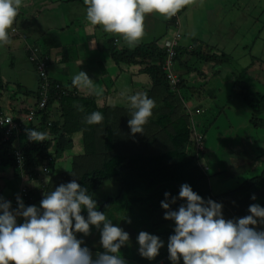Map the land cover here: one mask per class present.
<instances>
[{
  "label": "trees",
  "instance_id": "obj_1",
  "mask_svg": "<svg viewBox=\"0 0 264 264\" xmlns=\"http://www.w3.org/2000/svg\"><path fill=\"white\" fill-rule=\"evenodd\" d=\"M182 9L165 19L166 33L161 36L164 39L171 34L178 35L172 71L179 74L180 82L174 89L169 86L162 69L166 50L158 45L157 40L145 46L137 45L133 49H107L109 60L120 72L122 66L129 68L141 63L143 69L139 72L149 78V88L145 92L154 100L155 108L142 134L130 132V107H112L107 104L105 96L81 97L73 86L69 90L68 85L64 86V83L50 75L47 58L45 80L50 87L45 93L47 100L43 109H39L42 89L35 65L30 64L38 82L33 91L23 90L19 85L14 89L1 76L0 70V102H8V110L0 107V117H11L13 123L18 124L22 130L18 139L12 137L7 142L0 141V182L6 183L4 190L15 184L14 188H10L13 189V195L8 200L13 209L17 207L15 196L23 185L27 190L23 204L25 207L36 206L40 205L44 194L47 195L59 185L75 179L93 195L97 210L104 211L114 225L129 234L128 243L120 249L125 262L171 264L167 241L173 234L174 224L163 219L165 212L160 204L164 200V193H169L171 199L178 196L181 185L188 184L202 199L220 203L226 220L248 215V208L252 204L264 207V150L261 153L259 149L257 152L251 151L249 163L231 168L229 159L225 162L228 156L222 154L218 172L214 171L211 175L210 165L202 164L201 158L196 154L185 102L196 92L201 93L186 78L195 73L202 76L203 72H200L195 63L199 66L217 64L224 54L219 57L211 53L209 48L206 53L192 52L191 48L188 50L181 46L183 43L179 44L182 40L179 19ZM182 58L189 65L184 67L181 74L180 66L184 65ZM190 58L196 59L195 63H191ZM250 83L251 81L234 77L231 97L236 98L238 104L251 113V128L256 131L264 130V94L254 89ZM28 100H32L34 104L28 105ZM94 111L100 112L104 119L99 124L89 125L86 122L87 116ZM31 113L32 119L28 120ZM212 122L213 119L203 121L204 135L208 133ZM28 129L46 133V139L43 142L29 141ZM246 133V129L242 131L243 136H247ZM0 139L3 140L1 127ZM18 149L22 155L21 165L15 159V151ZM72 150L77 153L71 158L69 167H60L61 161ZM242 154L243 157L246 156V153ZM43 166H46L49 173L45 182L39 176V170ZM23 177L29 182L23 184ZM228 181L233 186L220 189ZM106 186L111 187V190L101 193ZM99 193L101 194L98 195ZM253 196L256 197L255 200L252 199ZM182 203L183 201L177 200L171 206L172 210H176ZM82 215L86 216V213L82 212ZM257 230H264V225H259ZM141 231L156 235L164 241V247L151 261H145L138 255L137 236ZM93 234L100 239L99 230L95 228L87 236L77 234V238H85L82 246L99 247L98 238L90 241ZM98 251L103 252V249Z\"/></svg>",
  "mask_w": 264,
  "mask_h": 264
},
{
  "label": "clouds",
  "instance_id": "obj_2",
  "mask_svg": "<svg viewBox=\"0 0 264 264\" xmlns=\"http://www.w3.org/2000/svg\"><path fill=\"white\" fill-rule=\"evenodd\" d=\"M188 3L189 0H84L85 18L90 25L99 26L103 32L117 36L134 48L145 35L146 15L156 14L167 19ZM21 5L22 0H0V47L11 43L9 30ZM11 33H16L15 29ZM171 37L172 34L164 38L163 43ZM37 47H30V52L37 50L40 57L47 58ZM91 82L81 71L73 78L74 84L90 85ZM121 96L132 109L128 120L130 132L142 134L153 114L154 100L146 92L128 94L125 90ZM186 109L190 125L191 113L201 111L196 118L203 114L202 110L189 111L187 106ZM103 119L100 112L94 111L86 122L99 124ZM202 132L203 152L196 154L205 164L206 134ZM46 135L35 129L27 130L28 140L32 142H43ZM169 196L164 193L160 207L165 212L163 219L174 224L173 234L167 241L171 264H181V261L182 264H264V230H257L259 225H264V207L252 204L248 215L226 220L220 203L202 199L188 184L181 185L178 196L171 199ZM177 200L183 203L172 210ZM16 203L13 209L10 201L0 197V264H126L120 249L128 243L129 234L114 225L104 211L97 210L93 195L75 179L44 194L39 207H25L19 197ZM18 219L23 222L18 224ZM92 228L99 230L103 249L95 259L89 248L82 246L84 241L77 238V234L89 235ZM137 244L139 255L149 261L164 247L163 240L144 231L138 234Z\"/></svg>",
  "mask_w": 264,
  "mask_h": 264
},
{
  "label": "crops",
  "instance_id": "obj_3",
  "mask_svg": "<svg viewBox=\"0 0 264 264\" xmlns=\"http://www.w3.org/2000/svg\"><path fill=\"white\" fill-rule=\"evenodd\" d=\"M61 6L62 8H60ZM58 8H60L61 10V14H60L61 19L63 20L65 19L66 22H59L57 25L44 26L42 22L46 19L47 14L51 15L54 9H58ZM220 9L223 10L222 8H217L215 11ZM215 11L213 12V16L218 17L217 15H215ZM85 15H86V6L84 4V0H22V5L18 10V15L15 18V22L13 24V27L17 29V31L15 30L16 31L15 34L17 33L19 34H17L16 36L13 34L11 36L12 29L9 30V37L11 43L3 47H0L4 49L3 51L0 52V58H3V60H7L11 68H14L13 65L14 60L19 62L20 64H18L17 66L21 67L23 64L21 63L22 58L18 57L20 51H23L25 52V54L28 55L30 53V47L31 48L37 47L43 43V45H45L44 52L48 56L46 57L49 60L48 71L52 77L59 80L61 83H64V86L68 85V87H70L69 90H72L74 87L78 92V95H80L81 97L105 96L108 99L110 98L109 96L112 95L110 99H113L116 93H118L116 88L113 94L112 93L109 94L108 91L98 92V87L103 86L101 80L104 77L103 75H106L107 77L110 74L109 69L111 68L110 67L106 68V63L107 62L109 63V57H108L109 55H107L108 54L107 49H110L111 47L116 48V46H118L117 44H120V40L119 38L108 37L107 35H105V32H103L99 26L90 25L86 21ZM156 16L158 15L156 14L146 15L144 20L145 35H148L149 33L152 34L153 41L160 40L161 36L166 33L164 29L165 18H162V21H158ZM81 17H83L82 23H81ZM19 18H22V20H19ZM240 18H242V16ZM243 19L245 22L248 21V19H246L245 17ZM253 20L255 21L256 18L251 19L252 23ZM36 24L43 26L42 27L37 26ZM216 26L219 27V25ZM222 27L227 28V26L225 25L224 26L222 25ZM251 27H253V25H251ZM52 32L55 35H51ZM213 34L219 35L218 31H213ZM31 39L39 40V41L38 42L30 41ZM40 40L42 41V43L40 42ZM115 41H117V43H115ZM32 42H34L35 44H33ZM181 46H183L184 48H188V50H190L192 43L183 44V45L181 44ZM201 46L202 44L199 47ZM74 50H76L78 56L72 55L70 53V51L74 53ZM205 50L202 51L201 49L202 52L206 53L207 48H205ZM100 54H102L103 56L102 58L103 61L107 57L106 63H104L106 71L105 69H103L101 63L99 62ZM185 60H186L185 58H182L181 60L184 63V65L180 66V73L183 72L185 66L189 65V62ZM138 66H141L142 68L138 69ZM249 67L250 66H245L241 70H246ZM95 68L99 72L101 71L100 72L101 76L99 73H96ZM113 68L115 69L113 73L115 74L116 77V82L114 81L113 87H115V83L117 84V86L123 82L127 84L129 83L130 85L132 84V80L135 81L142 80L141 88L138 92H145L146 89L149 88L148 76L146 74L139 72L142 71L143 69L141 63L133 65L129 68L122 66L121 68L122 72L119 71L118 67H113ZM201 68L204 67L200 66V71ZM79 71L84 72L88 76V78L92 81L90 85L73 83V78L79 73ZM21 76H24L25 80L23 82L12 83L11 85L14 86V89L16 85L17 86L19 85L23 90H30V91H33L34 89L37 88L38 86L37 77L32 67L26 69L24 71V75ZM125 76L129 78L128 82H126V79L124 80L121 79V77H125ZM189 76H192V74L188 75V77ZM199 78L200 79L196 80L197 84H191V86H194L197 89L196 91H199L201 95L196 92L193 95V97L187 99L186 106L188 110L189 111H194L197 109L202 110L203 117L204 115H208L210 119H213V122L211 124L212 126L208 130L207 135H209L210 132L213 130V128H215L216 125H218V122L224 123L223 130L219 136L220 138L219 142L216 141L215 137H213L211 141H208L209 143H207V139L205 141L206 143L205 144L206 153L204 154L205 163H207L206 158H208V161L210 163L213 158L215 161V165L209 166L210 171L218 172L219 162H217L216 157L220 156L219 150L222 148L235 155V156H228L227 154H224L228 156L225 162H228L229 159L230 168L235 167L232 164L234 163V161L238 162L239 160H241L243 163H239V165H244L245 163L246 164L249 163L250 161L249 155L251 151L257 152V149H259L261 153V150H264V141L258 139V136L253 137L250 132H249L250 136L240 135V133L243 130H245L246 128L249 130V127H251L249 120L251 118L250 113H248L247 109L241 107V105L238 104L237 100L233 101L231 97L232 96L231 91L230 94L227 95V99L225 102H222L221 100L214 101L215 98L211 97L210 98L211 101L206 110L205 109L203 110L201 106H199L197 103L188 105L187 102H189L190 99H194L195 101L196 100L200 101L205 99L206 95H208L209 93L211 95H214L216 94L213 93L214 91H219L220 88L219 86L221 85L218 86L217 83L213 81V79H216V76L210 78L206 76L204 73H202V76H199ZM257 78H258V83L261 85L262 83L260 82V78L259 77ZM28 81H30L31 83H28L27 85ZM250 81L252 84L251 86L253 87L255 83L252 76L250 77ZM207 87L208 89H206ZM108 89L109 87L106 90ZM3 100L5 101L6 99ZM231 102L232 104H236L235 111H236V115L238 116L236 119H234V117L232 116L230 107L227 106ZM0 103H1L0 107H3V110L4 109L8 110V102H0ZM27 104L32 105L34 103L32 100H28ZM203 117L201 119L200 117L195 118L199 122V125L203 123L204 121ZM211 136H213V134ZM237 136H239L240 139H238ZM241 152H245L246 156L242 157L241 155L244 154H240ZM5 186H6L5 182L4 183L0 182V189H2V193H0V197H3L5 200L8 201L9 198L13 195V191H12L13 189L11 190L10 188L7 187V189L4 190ZM22 222H23L22 220L18 219V224ZM99 249L100 247H98V245L89 248V250L92 253V256H96V254L99 253L98 251ZM126 264H133V263L126 262ZM158 264H163V263L159 262Z\"/></svg>",
  "mask_w": 264,
  "mask_h": 264
},
{
  "label": "rangeland",
  "instance_id": "obj_4",
  "mask_svg": "<svg viewBox=\"0 0 264 264\" xmlns=\"http://www.w3.org/2000/svg\"><path fill=\"white\" fill-rule=\"evenodd\" d=\"M60 8H62V6ZM60 8L54 9L51 15L47 14V17L42 22V24L46 26V25H57L59 22H66L65 19L64 20L61 19ZM217 8H222L223 10L215 11ZM214 11H215V15H217L218 17L213 16ZM82 15H83V12H82ZM241 16L242 18H240ZM244 17L248 19V21L245 22L243 19ZM156 18L158 21H162L163 17L156 16ZM255 18L256 20L255 21L253 20V23H252L251 19H255ZM179 19H180V34L182 35L181 36L182 40L179 42V44L181 43L190 44L192 42L193 43L192 44L193 46L191 47L192 52L193 51L202 52L205 50V48H209L211 53L219 57L222 54H224V57H222L220 59V62H218L217 64L215 63L208 64L209 67H207L205 64L200 65L204 67V68H201L200 72H203L206 76L210 78L216 76V79H213V81L216 82L218 86L221 85L219 86L220 87L219 91H214L213 93H216L214 95H211L209 93L208 95H206V98L203 99L204 101L203 100L195 101L194 99H190L189 102H187L188 105L197 103L199 106H201L203 110L204 109L206 110L211 101L210 99L211 97L215 98L214 101L221 100L222 102H225L227 99V95L230 94V91L232 90V87H233L232 81L234 77H239L240 79L249 82L250 77L252 76V78L254 79V83H255L254 85L255 87L253 86L254 89H257L259 92L264 94V0H189V3L183 7L180 13ZM19 20H22V18H19ZM82 21H83V17H81V23ZM216 25H219V27ZM222 25L227 26V28L222 27ZM251 25H253V27H251ZM37 26L42 27L43 25H37ZM14 29L17 31V29L12 26V30ZM213 31H218L219 35L217 34L214 35ZM13 34L16 36L19 33L17 34L12 33L11 36ZM169 34L170 33H168V36ZM51 35H55V34H53L52 32ZM105 35H107L108 37H112V38H118L117 36L113 34H109V33H105ZM191 38H192V41H191ZM30 41L38 42L39 40L31 39ZM34 42L32 43L35 44ZM40 42L42 43L41 40ZM150 42H153V39H152V34L149 33L148 35H144L142 40L137 45L145 46L146 44ZM157 42L160 47L163 46V38L160 40H157ZM201 44H202L201 46L202 48L199 47ZM117 45L118 46H116V49L118 51L123 50V48L133 49V48L127 47V45L124 44V42L121 40H120V44H117ZM44 46L45 45H43V43L38 46V51L43 55L45 54ZM3 50H4L3 48H0V52ZM34 53L35 51H32L30 55ZM70 53L72 55L78 56V53L76 52V50H74V53L71 51ZM18 57L22 58L21 63L23 64L21 67H18L17 65L20 63L14 60V63H13L14 68L10 67V64H8L7 60H3V58H0L1 76L6 81H9L10 84L14 82H23L25 80V77L21 75H24V71L31 67L30 56L28 57V55L25 54V52L20 51ZM102 58L103 56L102 54H100L99 62L101 63L103 69H105L104 63H106L107 57L104 59V61ZM190 59H191V63H195L196 59L194 58L193 59L190 58ZM221 61H224V62L222 63ZM195 66H197L200 69L199 64L195 63ZM245 66H250V67L246 70H241ZM107 67L111 68L109 69L110 74L107 77L106 75H103L104 77L101 79L103 86L98 87V92L108 91L109 94L110 93L113 94L116 88L118 93H116L113 99H110L112 97V95H110L109 96L110 98L107 99L108 100L107 104L112 107H117V106L129 107V104L126 98L121 96V92L128 90V94H135L136 92L140 90L142 80L140 81L132 80L133 85L130 84L131 86L129 85V83L127 84L125 82L121 83L118 86L115 83V87H113L114 81L116 82V77H115V74L113 73L115 69L113 67H116V65L112 63L111 60H109V63L108 62L106 63V68ZM139 68L141 69L142 67L138 66V69ZM216 69H218L219 71L218 73L216 72L217 71ZM95 70H96V73H99L101 76V73H100L101 71L99 72L96 68ZM257 77L260 78V82L263 85L262 84L260 85L258 83ZM121 79L122 80L126 79V82H128L129 78L125 76V77H121ZM198 79L200 78H199V75L196 73L186 78L187 82L190 85L197 84L196 80ZM201 80H204V79H201ZM28 83H31V82L28 81L27 85ZM108 87L109 89L106 90ZM206 89H208V87ZM235 100L236 98L233 99V101ZM99 105L101 106V104ZM227 106L230 107L231 114L234 117V119H236L238 117L235 111L236 104H232L231 102ZM202 115L200 116V119L203 117ZM262 118L264 119V115H262ZM203 120H212V119H210L208 115H204ZM223 124L224 123L222 122H218V125H216V127L213 128L212 130L213 132L211 131L209 135L206 134L207 143H209L208 141H211L213 137L216 138L217 142L220 141L219 136L223 130ZM240 125H243V124H240ZM202 127H203V123L200 125V131H203ZM246 130L248 132L246 133L247 136H250L249 134L250 132L253 137L258 136V139H260L261 141H264V130L256 131V130H253L251 127H249V130L246 128ZM212 134L213 136H211ZM240 135L242 136L244 134H242L241 132ZM79 149L81 150V146H79ZM219 152H220V156L216 157L217 162L222 161V154H227L228 156H235L233 153L225 150L224 148L220 149ZM249 152H250V149H249ZM76 153H77L76 151H73V152L70 151V153L66 155V158L62 160L63 162L61 161L62 163L60 167L68 168L70 165L71 158H73V155H75ZM242 153H245V152H241L240 154ZM241 156L243 157V155ZM206 159H207L206 161L207 165L215 164V161L213 158H212L211 163L208 161V158ZM249 160L251 161V159ZM239 163H243V162L239 160L238 162L234 161V163L232 164L233 166L238 167V166H241L239 165ZM211 174L212 172L210 171V175ZM25 181L26 180L24 179L22 183L24 184ZM230 182L231 181H228L227 184L225 186H222L220 189L230 188L231 186H233L232 185L233 183H230ZM14 186L15 184H13L12 187H10L9 185L10 188H14ZM108 186H106L107 188L103 189L101 193H107L109 190H111V187H108ZM101 193H99L98 195H100ZM36 206L39 207V204H37ZM98 236H100V234H98ZM95 238H98V237H96V235L93 234V236L90 238V241H92ZM82 240L85 241V238L83 236H82ZM99 247L102 248L101 245ZM120 253L123 254L122 251ZM95 257L96 256H93V259H95ZM146 260L147 259H145V261Z\"/></svg>",
  "mask_w": 264,
  "mask_h": 264
},
{
  "label": "built area",
  "instance_id": "obj_5",
  "mask_svg": "<svg viewBox=\"0 0 264 264\" xmlns=\"http://www.w3.org/2000/svg\"><path fill=\"white\" fill-rule=\"evenodd\" d=\"M177 38L178 35L177 33H175L171 38L167 39L164 41L163 43V48L166 50V58L164 61V64L162 66L163 71L166 74V78L168 80V84L169 86L174 89L175 86L180 82L179 77L172 71V67H173V60H174V56H175V51L174 48L177 46ZM35 51L34 54L30 55V62L31 64L35 65L36 67V74L39 76V81H40V88L42 89V98L39 102V109H43L45 107L46 104V100L47 98L45 97V93H47V91L49 90V85L46 79V59L42 58L38 55L37 50H32ZM31 51V52H32ZM30 52V54H31ZM57 89V87H56ZM201 114V111H196L195 113H191V121H192V141L194 144V148L196 149V152L198 154L203 152V136L200 134V128H199V124L197 122H195V118L196 116H199ZM28 120L32 119V113L29 115V117H27ZM0 127L2 130V139L1 142H7L9 141L10 138L14 137L15 139H18L19 134L22 132V130L20 129L21 127L16 124L13 123L11 117H0ZM15 159L17 160V163H22V155H21V150L18 149L15 151ZM19 165V166H20ZM21 167V166H20ZM39 176L41 177V179H43V181L45 182V178L46 176L49 175L48 170L46 168V166L41 167V169L39 170ZM26 180L25 182H29V180H27L25 177L22 178L21 181ZM24 182V183H25ZM26 187L21 186L19 192L17 193V195L15 196L17 199V197H19L21 200H23V198L26 196Z\"/></svg>",
  "mask_w": 264,
  "mask_h": 264
}]
</instances>
